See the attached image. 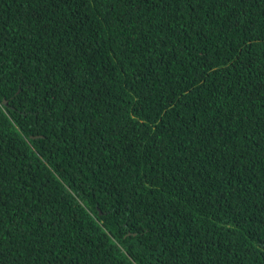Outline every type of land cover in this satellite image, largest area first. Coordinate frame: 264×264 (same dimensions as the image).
<instances>
[{"label": "trees", "instance_id": "1", "mask_svg": "<svg viewBox=\"0 0 264 264\" xmlns=\"http://www.w3.org/2000/svg\"><path fill=\"white\" fill-rule=\"evenodd\" d=\"M0 133V264H264V0H0Z\"/></svg>", "mask_w": 264, "mask_h": 264}, {"label": "clouds", "instance_id": "2", "mask_svg": "<svg viewBox=\"0 0 264 264\" xmlns=\"http://www.w3.org/2000/svg\"><path fill=\"white\" fill-rule=\"evenodd\" d=\"M10 99L4 98L1 102V105L4 107L9 106ZM14 127L22 133V131L14 125ZM64 137V136H63ZM26 140L32 144H41L46 142H53L61 137L53 138V133L50 129L47 128H41L40 130L30 133L29 135L25 136ZM77 141L81 145L80 139L76 137ZM8 141L7 135L5 133H0V143L6 145ZM258 155L257 148L254 150L249 151H243L238 159V166L240 167L237 174H241L243 172V179L250 182L251 178L246 177L245 175L252 173L253 171H256V169L253 167L254 162L256 161ZM82 162H83V149L81 147H78L75 149L65 160L59 161V171L61 174L66 178H75L76 182L79 179L78 174H74L75 170H81L82 169ZM252 185H255L252 183ZM251 215V211L248 206L245 205L243 211H242V218L245 222L247 219H249Z\"/></svg>", "mask_w": 264, "mask_h": 264}]
</instances>
